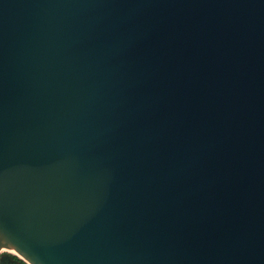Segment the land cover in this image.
<instances>
[{"label":"water","instance_id":"1","mask_svg":"<svg viewBox=\"0 0 264 264\" xmlns=\"http://www.w3.org/2000/svg\"><path fill=\"white\" fill-rule=\"evenodd\" d=\"M2 249L264 264V0H0Z\"/></svg>","mask_w":264,"mask_h":264},{"label":"flooded vegetation","instance_id":"2","mask_svg":"<svg viewBox=\"0 0 264 264\" xmlns=\"http://www.w3.org/2000/svg\"><path fill=\"white\" fill-rule=\"evenodd\" d=\"M0 260V264H26L17 256L10 254L6 250L0 253Z\"/></svg>","mask_w":264,"mask_h":264},{"label":"bare ground","instance_id":"3","mask_svg":"<svg viewBox=\"0 0 264 264\" xmlns=\"http://www.w3.org/2000/svg\"><path fill=\"white\" fill-rule=\"evenodd\" d=\"M5 250L8 251L10 254H13V255L19 257L23 261V259L16 252H14V251H11L9 249H2L1 252L5 251Z\"/></svg>","mask_w":264,"mask_h":264},{"label":"rangeland","instance_id":"4","mask_svg":"<svg viewBox=\"0 0 264 264\" xmlns=\"http://www.w3.org/2000/svg\"><path fill=\"white\" fill-rule=\"evenodd\" d=\"M19 258V257H18ZM20 259V258H19ZM24 263H26L25 261H24ZM27 264V263H26Z\"/></svg>","mask_w":264,"mask_h":264}]
</instances>
